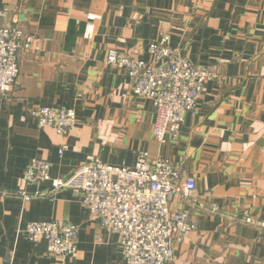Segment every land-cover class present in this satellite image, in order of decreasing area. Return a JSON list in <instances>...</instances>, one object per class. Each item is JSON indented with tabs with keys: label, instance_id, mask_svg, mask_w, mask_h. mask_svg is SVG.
<instances>
[{
	"label": "crops",
	"instance_id": "crops-1",
	"mask_svg": "<svg viewBox=\"0 0 264 264\" xmlns=\"http://www.w3.org/2000/svg\"><path fill=\"white\" fill-rule=\"evenodd\" d=\"M5 8L13 10L6 23L43 48L19 55V84L0 97V264L10 257L11 264H126L118 234L102 228L78 192L63 188L29 203L3 192L24 186L32 158L50 162L60 178L93 160L134 166L141 151L172 160L197 183L192 202L174 201L197 229L167 264H264V226L245 221L264 223V0H0ZM166 30L178 54L218 77L178 142L160 144L153 102L106 56L116 49L148 60L149 44ZM38 106L75 108L77 123L61 136L39 125ZM55 220L78 226L76 258L51 255L45 238L27 239L28 222Z\"/></svg>",
	"mask_w": 264,
	"mask_h": 264
},
{
	"label": "built area",
	"instance_id": "built-area-1",
	"mask_svg": "<svg viewBox=\"0 0 264 264\" xmlns=\"http://www.w3.org/2000/svg\"><path fill=\"white\" fill-rule=\"evenodd\" d=\"M12 11L0 9V97H7L19 84V55L42 48L39 37L6 23ZM93 33L94 27L90 24L86 37H92ZM148 52L150 58L143 60L111 49L106 64L125 69L134 81V93L153 102L155 139L160 144L177 143L186 117L197 114L206 84L217 78L218 72L178 54L166 31L149 44ZM32 115L41 127H53L63 136L77 122L75 108L38 106ZM67 149V144H63L60 155ZM23 181L24 186L3 195L29 203L63 188L78 192L82 204L102 228L118 234L126 264H167L174 260L176 246L196 229L190 211L174 205L176 198L192 202L196 180L186 176L170 159L152 158L148 151L139 153L134 166L93 160L61 178H53L50 162L32 158L26 165ZM44 185L49 188L45 189ZM31 186L33 190L29 189ZM209 211L219 213V207L212 205ZM245 221L264 226L249 216ZM24 232L32 242L45 238L52 255L73 258L78 255L79 228L74 223L31 221Z\"/></svg>",
	"mask_w": 264,
	"mask_h": 264
},
{
	"label": "rangeland",
	"instance_id": "rangeland-1",
	"mask_svg": "<svg viewBox=\"0 0 264 264\" xmlns=\"http://www.w3.org/2000/svg\"><path fill=\"white\" fill-rule=\"evenodd\" d=\"M166 32H168L169 34H170V36H171V33L169 32V31H167L166 30ZM164 33V31L161 33V35ZM160 38V37H159ZM42 43V42H41ZM43 48V47H42ZM42 48H41V50H42ZM41 50L39 51H36V52H30V53H35V54H38V53H40L41 52ZM133 84H134V81H133ZM134 86V85H133ZM55 108V107H54ZM61 109H63V108H61ZM68 109H71V108H68ZM76 110V109H75ZM76 113H77V111H76ZM77 123V122H76ZM50 128H53V127H50ZM54 129V128H53ZM55 130V129H54ZM56 131V130H55ZM57 132V131H56ZM70 132V131H69ZM61 136H63V135H61ZM65 136V135H64ZM64 144H67V143H64ZM69 146H68V144H67V148H68ZM162 158V157H161ZM172 161V160H171ZM173 162V161H172ZM174 163V162H173ZM188 177H190V176H188ZM61 178V177H60ZM56 221H62V220H56ZM39 222V221H38ZM42 222H44V221H42ZM195 223V222H194ZM196 229H197V226H196ZM195 229V230H196ZM193 232V231H192ZM189 236V235H188ZM27 239H28V237H27ZM29 240V239H28ZM52 255V254H51ZM54 255V254H53ZM54 256H56V255H54ZM58 257H62V256H58ZM62 258H66V257H62ZM69 258H73L72 256H69ZM76 258V257H75ZM6 260H8L7 261V263H9V264H11L12 262L10 261V259L9 258H7Z\"/></svg>",
	"mask_w": 264,
	"mask_h": 264
}]
</instances>
